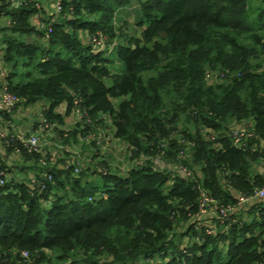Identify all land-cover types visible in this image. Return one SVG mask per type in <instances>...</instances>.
I'll return each instance as SVG.
<instances>
[{
  "label": "trees",
  "instance_id": "obj_1",
  "mask_svg": "<svg viewBox=\"0 0 264 264\" xmlns=\"http://www.w3.org/2000/svg\"><path fill=\"white\" fill-rule=\"evenodd\" d=\"M254 1L55 0L54 14L38 0L0 1L17 109L44 103L49 132L66 148L97 134L107 116L135 157L182 159L188 149L179 164L191 171L173 175L150 161L77 175L74 160L31 152L10 131L0 139L6 155H22L36 175L23 179L0 157V264H29L24 252L35 264H264V70L254 62L264 56V0L257 22ZM39 12L49 39L32 22ZM132 12L139 37L125 32ZM93 39L106 48L95 51ZM146 70L157 75L144 81ZM215 71L224 83L208 81ZM182 116L193 130L179 128ZM39 125L37 117L34 132Z\"/></svg>",
  "mask_w": 264,
  "mask_h": 264
},
{
  "label": "rangeland",
  "instance_id": "obj_2",
  "mask_svg": "<svg viewBox=\"0 0 264 264\" xmlns=\"http://www.w3.org/2000/svg\"><path fill=\"white\" fill-rule=\"evenodd\" d=\"M40 2V6H44L45 8L49 9L50 4L49 0H38ZM134 6V5H133ZM261 6V1H254L252 9L249 13L250 18L253 22H257L256 18L253 17L252 13L255 12L256 8ZM136 12H132L131 16L127 17V20L130 24H128V27L126 28L125 32H128V35L132 34L134 37L140 36V30L136 26ZM253 17V19H252ZM128 30V31H127ZM36 36H25L23 39L26 42H33L36 40ZM106 40H101L100 42H95L96 47H102L101 43L103 44L104 48H106L105 44L103 43ZM116 43H120V39H116ZM115 46L111 45V48ZM108 53H110L108 51ZM108 55V54H107ZM256 65L260 67V69L264 70V56H262L260 59H257L254 61ZM9 64V63H8ZM166 63L161 64V66H164ZM28 68L22 67L19 68L20 72L27 71ZM113 69L118 70L119 67L115 66ZM212 74V75H211ZM157 74L155 71L152 70H146L142 73V78L144 81H148L150 78L155 77ZM208 81L210 83H216L221 84L224 83V77L222 74H220L218 71L211 72L208 76ZM173 99L172 95L166 96V104L169 105ZM41 106V102H38L36 104L29 105V115L33 118L38 117V113L41 112V110H38ZM36 110H38V113H36ZM105 123L103 125L99 126L98 133H92L90 137L83 139L80 141V143H75L74 146L67 147L62 144L59 140H53L52 137H54V134L52 133V130L50 132H45L43 134V138L41 140V149H46L47 151L55 152L59 157V159H66V160H74V167H75V173L81 174L82 172L87 173L90 175L91 178H96V176H92L91 173L95 169H99L101 167V164L105 163L104 170H108L107 167H109L112 171H122L127 172L129 169H131L133 166L139 165V164H147L148 162L152 161L155 165L154 167L156 169L164 170V171H170L174 175L175 173H180L179 166H181L179 163L180 161L187 160L189 158L188 156V149L180 154V157L182 159L178 158L175 159L172 155L169 153L163 152L162 155L159 156H147V155H141L140 157H135L133 153V148L129 146V144L121 139H118L114 136V130L111 125L110 119L106 116ZM20 120L19 118H17ZM24 117L22 118V120ZM69 122L66 123V125L63 127L65 130H69L78 122L79 116L72 115L67 118ZM21 120V122H22ZM180 129H189L193 130V125L190 122V120H187L184 116H182V119L179 123ZM235 128H240L236 126ZM23 131V130H22ZM18 133V132H14ZM34 132H32L30 135H32ZM206 133V132H205ZM19 134L27 135L28 132L23 131ZM218 134V133H217ZM53 143V145L51 144ZM264 145V143H263ZM47 147V148H46ZM44 158L40 159L41 165L46 166L47 162L46 159L48 158V155L44 154ZM54 160H57V157L54 158ZM44 161V162H43ZM6 163L13 167V165H18V167L21 170H18L17 174L21 178H25L28 180L29 175H36V172L34 168H32L34 165L24 162V157L22 155H19L17 157H7ZM67 166V163L65 164ZM73 165V164H71ZM77 169V170H76ZM188 169V168H187ZM103 170V169H102ZM19 171H21L19 173ZM189 171V175L191 174V171ZM189 177V176H188ZM33 178H35L33 176ZM36 181V178L34 179ZM46 255L49 257L55 258L57 254L51 252V251H45ZM74 257L81 258L82 254H76ZM26 262L29 264H35V260L31 255L29 257H26Z\"/></svg>",
  "mask_w": 264,
  "mask_h": 264
},
{
  "label": "built area",
  "instance_id": "obj_3",
  "mask_svg": "<svg viewBox=\"0 0 264 264\" xmlns=\"http://www.w3.org/2000/svg\"><path fill=\"white\" fill-rule=\"evenodd\" d=\"M3 1V0H0ZM8 3H10L12 8H18L20 6H22L23 4L26 3V0H7ZM40 8V5H37ZM56 7L58 10H61V3L57 2L56 3ZM54 21V20H53ZM33 24L38 28V29H43L46 31V38L49 39L50 38V34L52 33V26H47L46 22L44 21L43 15L39 12L33 19H32ZM9 24H11V21H9ZM88 39H90L89 37H87ZM93 42V48L95 49V51L101 50L104 48L103 44L101 43L102 47H96V43L95 42H100L97 41L96 39L91 40ZM21 102L20 98L15 95L13 92H11L7 86V84H5L2 87V92H1V98H0V112L3 114H10L13 115L15 113V111L17 110V107L19 105V103ZM78 112H80L78 110ZM80 114V113H79ZM78 115V113H77ZM38 117H40V125L39 128L37 129V131H35L32 135L30 136H24L22 134H18V138L22 141V143H24L30 150L31 152L34 150L36 151H40L41 150V140L43 138V134L47 131H49L50 129V122L47 120V118L43 115L42 112L39 113ZM81 118V116H79ZM9 130H7V128L4 126L3 121L0 120V139L3 140L7 137V135L9 134ZM246 131L245 129H240L236 132V143H239L241 138L245 135ZM77 170V169H76ZM179 172L182 176L184 177H188L189 176V171L183 167L182 165L179 166ZM48 175L44 174L43 177L46 178ZM49 179H51V176H49ZM3 183V181H2ZM257 197L259 198H263L264 197V188L261 189L258 193H257ZM205 203L208 201L207 198H204ZM204 206V205H203ZM203 212H206L203 209ZM23 255L25 257H28V252H24Z\"/></svg>",
  "mask_w": 264,
  "mask_h": 264
},
{
  "label": "crops",
  "instance_id": "obj_4",
  "mask_svg": "<svg viewBox=\"0 0 264 264\" xmlns=\"http://www.w3.org/2000/svg\"><path fill=\"white\" fill-rule=\"evenodd\" d=\"M56 3L55 0H49V4H50V8L46 10L51 11V14H54L55 12H57V7H56ZM56 18V17H55ZM10 19L7 16H1L0 17V26L2 28L7 27L9 24ZM11 32L9 30H1L0 31V42H2L5 38L6 35L10 34ZM3 45L2 43H0V98H1V92H2V87L6 84L5 80L6 77L8 75V73L11 71V66L10 63L8 64V62L5 60L4 58V52L2 50ZM44 106V103H41V106L39 107L38 110H41ZM38 110H36V113H38ZM29 106H24L21 105L16 111L15 113L11 116L12 120H2L4 126L7 128V130L11 131V132H34V124L37 120V118H33L31 117V115H29ZM39 114V113H38ZM76 115V113L74 114ZM24 117V119L22 120V118ZM17 118H21L20 120H18ZM22 120V122H21ZM69 120H67V122H69ZM23 130V131H22ZM18 155H6L5 153V149L3 147V145L1 144L0 141V157L4 158L5 160L7 159V157H17Z\"/></svg>",
  "mask_w": 264,
  "mask_h": 264
},
{
  "label": "water",
  "instance_id": "obj_5",
  "mask_svg": "<svg viewBox=\"0 0 264 264\" xmlns=\"http://www.w3.org/2000/svg\"><path fill=\"white\" fill-rule=\"evenodd\" d=\"M164 35H165V33H164Z\"/></svg>",
  "mask_w": 264,
  "mask_h": 264
}]
</instances>
